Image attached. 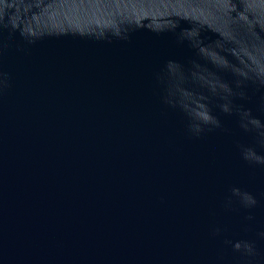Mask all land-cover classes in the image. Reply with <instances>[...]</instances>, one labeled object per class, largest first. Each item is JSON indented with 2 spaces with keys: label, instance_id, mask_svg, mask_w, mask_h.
<instances>
[{
  "label": "water",
  "instance_id": "obj_1",
  "mask_svg": "<svg viewBox=\"0 0 264 264\" xmlns=\"http://www.w3.org/2000/svg\"><path fill=\"white\" fill-rule=\"evenodd\" d=\"M0 264H264V0H0Z\"/></svg>",
  "mask_w": 264,
  "mask_h": 264
}]
</instances>
